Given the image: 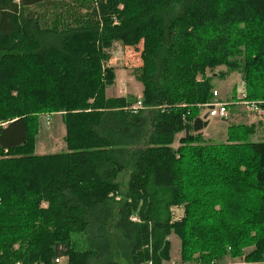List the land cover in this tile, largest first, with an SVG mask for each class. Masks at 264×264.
<instances>
[{
	"label": "trees",
	"instance_id": "obj_1",
	"mask_svg": "<svg viewBox=\"0 0 264 264\" xmlns=\"http://www.w3.org/2000/svg\"><path fill=\"white\" fill-rule=\"evenodd\" d=\"M115 43L139 98L106 96ZM232 74L264 115V0H0V264H169L170 234L180 264H264V141L202 136ZM43 115L63 151L34 153Z\"/></svg>",
	"mask_w": 264,
	"mask_h": 264
},
{
	"label": "rangeland",
	"instance_id": "obj_2",
	"mask_svg": "<svg viewBox=\"0 0 264 264\" xmlns=\"http://www.w3.org/2000/svg\"><path fill=\"white\" fill-rule=\"evenodd\" d=\"M139 51H140V46L137 48H129V47L126 48L120 45L119 43H115L113 45L110 51V60L106 62V66L111 67L115 70V80L113 86L106 90L107 97H121V98H127L128 100H131L134 97L137 98L140 97V93L142 89L141 85L134 80L131 73L132 70H134L137 66L140 65ZM222 70L224 69L219 68L217 69V71H215L214 74ZM240 83L241 81L239 80L237 74L230 75L228 78L225 79V81L217 78H215V80L213 81V86H214L213 90L214 91L216 90L217 92L216 98L223 99V102L227 105V111L228 108L230 111H232L233 109L230 107H235L236 102L240 105L241 102L238 101V99H236L237 97L235 98L234 94L232 99H229V101H225L228 93H225L224 96L223 94L224 90L226 88L232 93L231 87L234 85H239ZM237 87H235L236 93H237ZM230 102H232L233 104H231ZM230 111H228V113ZM247 111L250 112L249 110ZM204 112L205 110L201 111L200 117L204 116L203 115ZM256 116L258 117V119L260 118V120H263L264 115H259V116L256 115ZM218 120L219 118H215V120L214 118H208L209 125L205 130L202 131L203 139L210 140L213 142H219V140L214 138L219 133L220 127H225V123ZM38 122H39V131L36 136L34 153L46 154V153H57L63 151L65 148L63 142L65 130L60 117L57 115L49 116V117L47 115H43L39 117ZM223 129L224 128H221L220 131L221 130L223 131ZM179 137L180 136H178L177 139ZM249 139L252 142L260 141L257 140L255 136H250ZM176 146H178L177 142H175V147ZM181 215H182L181 210L178 209L173 210L174 218L178 219ZM168 240L170 241L171 244L169 264H180L179 240L173 234H170ZM224 262L230 264L232 263L237 264V260H230L229 258H226Z\"/></svg>",
	"mask_w": 264,
	"mask_h": 264
},
{
	"label": "crops",
	"instance_id": "obj_3",
	"mask_svg": "<svg viewBox=\"0 0 264 264\" xmlns=\"http://www.w3.org/2000/svg\"><path fill=\"white\" fill-rule=\"evenodd\" d=\"M237 86L238 85H234L231 87L232 93H231V91H229L225 88L224 93H223L224 96H225V93H228L225 101H229V99H232L233 94L235 95V98L237 97V93L235 92V87H237ZM215 92H216V90H215ZM236 99H238V98H236ZM218 100L223 102V99H221V98H218ZM230 103L233 104L232 102H230ZM230 108H232L233 110L230 111L228 108V111H230V112L228 113V111H227V117L225 119H219L220 121L225 123V127H220V129L221 128H224V129H223V131L222 130L220 131V129H219V133L217 134V136H215L214 139L219 140V143L225 142L227 139L228 128L230 126L241 125V126L248 128V131H249L248 140H249V142H252L249 139L250 136H255L257 138V140L264 141V120H260V118L258 119L256 114L248 112L247 109L243 105H241V104L239 105L237 102H236L235 107H230ZM57 116H59V115H57ZM214 120H215V118H214ZM208 125H209V121H208ZM64 134H65V132H64ZM260 141H255V142H260ZM46 154H52V153H46ZM37 155H43V154H37Z\"/></svg>",
	"mask_w": 264,
	"mask_h": 264
},
{
	"label": "built area",
	"instance_id": "obj_4",
	"mask_svg": "<svg viewBox=\"0 0 264 264\" xmlns=\"http://www.w3.org/2000/svg\"><path fill=\"white\" fill-rule=\"evenodd\" d=\"M216 97H217V92L213 91L212 102L206 105L199 106L201 111L205 110L203 114L204 115L203 118L206 120L208 118L225 119L227 117V105L224 102L219 101ZM237 98H238V101L241 102V105H243L250 112L256 113V115L258 116L263 115V112L258 108L257 104L249 103L244 100L245 87L242 82L237 87ZM140 109H143L140 101H137L134 105L130 107V110L133 114L137 113V111ZM61 261H62L61 259H55L54 264H60Z\"/></svg>",
	"mask_w": 264,
	"mask_h": 264
},
{
	"label": "bare ground",
	"instance_id": "obj_5",
	"mask_svg": "<svg viewBox=\"0 0 264 264\" xmlns=\"http://www.w3.org/2000/svg\"><path fill=\"white\" fill-rule=\"evenodd\" d=\"M137 101H140V100H137ZM137 101H136V102H137ZM136 102H135V103H136ZM135 103H134V104H135ZM134 104H133V105H134Z\"/></svg>",
	"mask_w": 264,
	"mask_h": 264
},
{
	"label": "water",
	"instance_id": "obj_6",
	"mask_svg": "<svg viewBox=\"0 0 264 264\" xmlns=\"http://www.w3.org/2000/svg\"><path fill=\"white\" fill-rule=\"evenodd\" d=\"M215 75V74H214Z\"/></svg>",
	"mask_w": 264,
	"mask_h": 264
}]
</instances>
